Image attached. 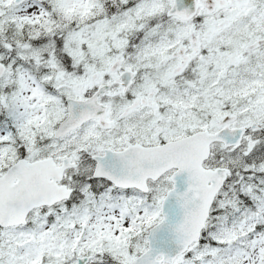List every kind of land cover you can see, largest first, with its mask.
I'll return each mask as SVG.
<instances>
[{"label":"snow or ice","instance_id":"1","mask_svg":"<svg viewBox=\"0 0 264 264\" xmlns=\"http://www.w3.org/2000/svg\"><path fill=\"white\" fill-rule=\"evenodd\" d=\"M0 264H264V0H0Z\"/></svg>","mask_w":264,"mask_h":264}]
</instances>
